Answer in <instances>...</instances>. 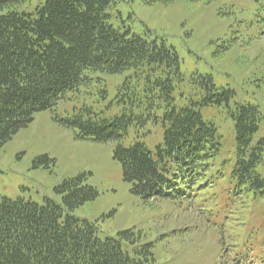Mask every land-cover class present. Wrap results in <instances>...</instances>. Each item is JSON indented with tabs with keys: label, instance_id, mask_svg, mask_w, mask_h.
<instances>
[{
	"label": "rangeland",
	"instance_id": "374dc122",
	"mask_svg": "<svg viewBox=\"0 0 264 264\" xmlns=\"http://www.w3.org/2000/svg\"><path fill=\"white\" fill-rule=\"evenodd\" d=\"M45 1L27 0L12 11L33 14ZM107 14L114 29L174 49L182 75L171 93L175 110L198 103L204 95L191 82L192 74L210 76L219 92H231L228 105L195 108L203 121L216 128L218 156L203 176L192 183L179 182L171 196L149 200L134 196L113 159L115 144L78 141L72 130L52 119L54 114L72 116L83 107L106 119L143 112L142 104L131 106L128 98L134 92L146 103L142 93L149 86L146 74L95 73L88 87L68 93L54 114H36L0 149V199L37 204L49 199L63 206L56 188L65 179L84 175V184L94 188L98 197L64 214L93 223L100 240L132 231L137 237L134 246L151 245L148 264H264V194L246 191L231 177L236 148L230 116L236 106H255L260 123L252 144L264 137V0H178L153 5L113 0ZM163 111L153 108L156 121L151 118L142 126H130L121 145L128 148L140 142L154 152L162 144ZM43 155L54 160L53 166L34 169L33 161ZM257 173L264 179V160ZM126 246L132 255V248Z\"/></svg>",
	"mask_w": 264,
	"mask_h": 264
},
{
	"label": "trees",
	"instance_id": "16d2710c",
	"mask_svg": "<svg viewBox=\"0 0 264 264\" xmlns=\"http://www.w3.org/2000/svg\"><path fill=\"white\" fill-rule=\"evenodd\" d=\"M25 1L0 0V13L6 11L0 14V149L36 114H54L68 93L88 87L92 74L133 71L146 74L149 83L142 91L146 103L134 92L128 98L131 106L142 104L143 112L106 119L83 107L64 118L54 114L53 121L72 130L78 141L115 144L113 159L121 166L122 179L142 200L171 196L179 182L192 183L205 174L220 152V137L195 108L228 105L230 91L219 92L210 76L192 74L191 82L204 95L177 111L171 95L174 84L182 81L176 52L163 43L114 29L107 14L113 0H46L33 14L12 11ZM137 1L153 5L178 0ZM100 92L105 97L106 91ZM156 101L161 104L156 106ZM153 108L164 110L162 144L154 152L140 142L124 148L121 142L130 126L157 120ZM230 116L236 148L231 177L246 191L263 195L264 179L257 168L264 160V137L252 144L260 123L258 109L240 105ZM50 164L54 160L43 155L32 165L50 170ZM84 181V175L68 178L56 188L63 206L49 199L37 204L1 198L0 264H148L151 245L134 246L137 237L132 231L100 240L93 223L64 214L98 197ZM124 246L132 248V255Z\"/></svg>",
	"mask_w": 264,
	"mask_h": 264
}]
</instances>
